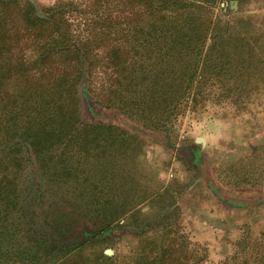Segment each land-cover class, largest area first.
<instances>
[{"label": "rangeland", "instance_id": "1", "mask_svg": "<svg viewBox=\"0 0 264 264\" xmlns=\"http://www.w3.org/2000/svg\"><path fill=\"white\" fill-rule=\"evenodd\" d=\"M31 1L40 9L58 3ZM62 1L77 8L70 17L78 33L105 31L114 41L148 27L140 7L123 18L115 2ZM104 9L113 10L108 20ZM200 15L212 19L205 51L223 36L221 55L211 60L222 69L208 70L166 127L153 111L104 104L115 67L101 57L94 112L81 100L78 124L80 131L94 123L96 131L66 138L41 158L23 137L9 139L22 145L16 156H32L14 167L19 194L31 204L25 224L0 243V259L33 253V239L44 232L49 243L65 245V264H264V0H216ZM125 45L135 59L142 56ZM190 147L202 153L198 167Z\"/></svg>", "mask_w": 264, "mask_h": 264}, {"label": "trees", "instance_id": "2", "mask_svg": "<svg viewBox=\"0 0 264 264\" xmlns=\"http://www.w3.org/2000/svg\"><path fill=\"white\" fill-rule=\"evenodd\" d=\"M104 1L117 3L119 9L118 5L114 8L122 14L118 17L123 18L127 9L133 12L140 7L147 29H139L135 39L124 33L123 38L108 41L105 31H75L78 26L71 22L70 14L77 8L71 2L58 0L56 6L40 9L31 0H0V243L15 234L20 224H25L28 216L25 210L31 204L29 197L22 198L19 194L15 168L24 160L31 161L32 156L29 159L16 156L17 147L22 145L20 142L12 145L9 139L23 137L28 149L41 158L66 138L74 141L87 130L96 131L94 123L80 131L78 124L82 123L81 100L94 112L93 78L101 57L109 59L115 67L110 83L103 88L108 97L104 104L140 114L153 111L165 127L190 91L195 86L200 88L208 70L218 74L222 69V65L211 60L221 55L223 36H214L213 45L205 51L212 19H202L200 15L216 0H98V3ZM101 11V17L108 20L113 10ZM125 43L133 50L141 48L142 56L135 59L124 47ZM150 59L158 66L157 73H153ZM168 73L177 77L170 80ZM105 129H111V125ZM11 156L14 165L9 160ZM36 187V183H30L31 189ZM60 234L58 230L56 235ZM46 236L43 232L33 239L36 245L33 253L17 259L5 253L0 264H9L10 259L15 264H65L61 257L66 252L65 245L55 240L49 243Z\"/></svg>", "mask_w": 264, "mask_h": 264}, {"label": "flooded vegetation", "instance_id": "3", "mask_svg": "<svg viewBox=\"0 0 264 264\" xmlns=\"http://www.w3.org/2000/svg\"><path fill=\"white\" fill-rule=\"evenodd\" d=\"M189 156L191 160H193L196 164V167H198L199 163L202 162V153L200 149H196L195 147H190L189 149Z\"/></svg>", "mask_w": 264, "mask_h": 264}, {"label": "water", "instance_id": "4", "mask_svg": "<svg viewBox=\"0 0 264 264\" xmlns=\"http://www.w3.org/2000/svg\"><path fill=\"white\" fill-rule=\"evenodd\" d=\"M233 3H236V1H233ZM197 140H198V141H202V142H203V139H202V138H198ZM106 253H107L108 255H110V254H111V252H110V251H106Z\"/></svg>", "mask_w": 264, "mask_h": 264}]
</instances>
